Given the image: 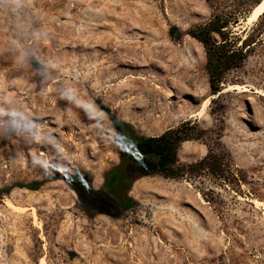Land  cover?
I'll list each match as a JSON object with an SVG mask.
<instances>
[{
  "label": "rangeland",
  "instance_id": "rangeland-1",
  "mask_svg": "<svg viewBox=\"0 0 264 264\" xmlns=\"http://www.w3.org/2000/svg\"><path fill=\"white\" fill-rule=\"evenodd\" d=\"M260 1L0 0V264H264ZM216 13L250 44L217 96L188 35ZM103 108L146 137L196 123L179 163L216 167L143 178L129 210L89 200L121 160Z\"/></svg>",
  "mask_w": 264,
  "mask_h": 264
},
{
  "label": "trees",
  "instance_id": "trees-1",
  "mask_svg": "<svg viewBox=\"0 0 264 264\" xmlns=\"http://www.w3.org/2000/svg\"><path fill=\"white\" fill-rule=\"evenodd\" d=\"M237 15L214 14L203 24L188 31L193 39L201 43L206 51V70L212 95H219L227 75L241 69L249 57V38L241 39L233 30L240 23ZM171 36L179 39L181 34L177 27H172ZM241 44V46H239ZM109 115L122 143L119 165L107 174V180L100 192L84 194L89 200L111 207L129 210L136 202L129 197L133 185L146 177L161 175L166 179H184L197 170H214L217 156L210 152L200 162L181 165L178 151L181 145L189 140H199L203 132L198 131L196 123L186 122L175 129L168 130L160 136H140L129 123L120 122L108 108H103ZM214 164L207 167L208 161ZM71 183L72 177L65 179ZM45 182L33 185H15L32 191L39 190ZM10 191V190H8Z\"/></svg>",
  "mask_w": 264,
  "mask_h": 264
},
{
  "label": "bare ground",
  "instance_id": "bare-ground-1",
  "mask_svg": "<svg viewBox=\"0 0 264 264\" xmlns=\"http://www.w3.org/2000/svg\"><path fill=\"white\" fill-rule=\"evenodd\" d=\"M262 16H264V0H261L254 8L253 10L250 12V14H248L247 18L242 22L243 23V28L244 30L248 29L250 26H253L254 23H256ZM242 25V24H241ZM240 27V26H239ZM240 27V28H242ZM248 88V87H247ZM245 88L244 86H230L229 89H233L235 91H239L241 93H247L249 92V90ZM226 90V91H227ZM225 92V91H224ZM251 93V92H250ZM256 94H258L259 96L264 98V92L263 91H255ZM254 94V93H253ZM214 98V97H211ZM207 107V106H206ZM204 108V107H203ZM203 110V109H202ZM204 112V111H203ZM202 116V115H201ZM203 118V117H202ZM42 155V153H41ZM12 204V203H11ZM13 206V205H12ZM16 207V206H15ZM43 264H46L45 262H43Z\"/></svg>",
  "mask_w": 264,
  "mask_h": 264
},
{
  "label": "flooded vegetation",
  "instance_id": "flooded-vegetation-1",
  "mask_svg": "<svg viewBox=\"0 0 264 264\" xmlns=\"http://www.w3.org/2000/svg\"><path fill=\"white\" fill-rule=\"evenodd\" d=\"M79 179V177L77 176L76 178H75V180H78Z\"/></svg>",
  "mask_w": 264,
  "mask_h": 264
}]
</instances>
